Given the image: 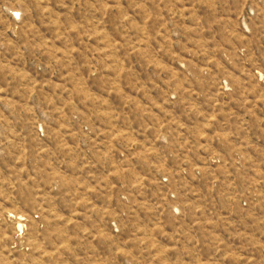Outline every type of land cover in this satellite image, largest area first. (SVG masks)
Here are the masks:
<instances>
[{
  "label": "rangeland",
  "instance_id": "1",
  "mask_svg": "<svg viewBox=\"0 0 264 264\" xmlns=\"http://www.w3.org/2000/svg\"><path fill=\"white\" fill-rule=\"evenodd\" d=\"M0 264H264V0H0Z\"/></svg>",
  "mask_w": 264,
  "mask_h": 264
}]
</instances>
